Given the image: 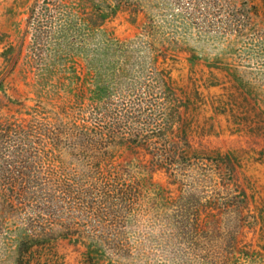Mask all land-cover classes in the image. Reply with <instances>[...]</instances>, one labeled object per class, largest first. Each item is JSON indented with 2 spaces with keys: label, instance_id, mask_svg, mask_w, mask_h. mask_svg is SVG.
Here are the masks:
<instances>
[{
  "label": "rangeland",
  "instance_id": "rangeland-1",
  "mask_svg": "<svg viewBox=\"0 0 264 264\" xmlns=\"http://www.w3.org/2000/svg\"><path fill=\"white\" fill-rule=\"evenodd\" d=\"M106 65L99 126L158 143L111 145L98 166L68 127L89 120L88 72L104 79ZM159 74L176 108L157 140ZM132 103L147 116L134 126L121 114ZM172 138L187 158L148 154ZM37 227L54 238L45 264H183L231 249L263 264L264 0H0V264H16Z\"/></svg>",
  "mask_w": 264,
  "mask_h": 264
},
{
  "label": "trees",
  "instance_id": "trees-1",
  "mask_svg": "<svg viewBox=\"0 0 264 264\" xmlns=\"http://www.w3.org/2000/svg\"><path fill=\"white\" fill-rule=\"evenodd\" d=\"M111 41L112 47H119V49L122 48L119 43ZM114 67H110L109 65H106L105 67V75L106 78H102L101 80H97L95 82V73L97 71H89L88 74L90 77L91 82H93V88L88 89L89 95L88 100L89 102L82 106V108L85 110V116L87 115L89 120L85 123H76L72 122L69 125V136L72 139V142H70V145L72 147H77L79 151H84L89 153L90 150L95 149V151L98 153V156H90L89 158H86V161L89 160L93 164L96 162L97 159V165L101 166H107L110 165V161H112L113 157V150L111 149V145H115L117 147L119 146H125V144L131 145V147H134L135 145H142V144H150L149 142H153L151 144L156 145L158 141H153L152 138H150L148 134H139L135 132L131 133H118L114 131H104L98 124V117H97V109H98V99H99V93L100 91L105 95V97L110 96V82H113V77L115 72H113ZM158 77V74H156ZM166 79V80H165ZM163 84V94L165 95V99L167 103L164 106H156V107H150L149 114L152 116V114L157 115L158 119L162 120V123L156 122L158 119L154 120V117H151V121H153L155 126V131L151 133V137L156 138L157 140L162 139L161 137H167L168 135H164L161 132L157 133L160 129H162V126H165L168 128L171 125L170 118L172 119L173 112L175 110V102H176V92L175 88L173 87L172 83L170 82V78L166 75H160L158 79ZM162 107V108H157ZM124 112L122 114V117L125 118L126 122L131 121V125L134 126L135 124L139 123V119H142L143 116L146 118V113L144 107H140V105H136L135 103H132V105L128 109H123ZM148 115V114H147ZM115 128V127H114ZM132 127H130L131 129ZM74 130L76 134L74 135ZM120 134V135H118ZM160 137V138H159ZM174 138V137H173ZM172 138V139H173ZM175 139V138H174ZM167 141L164 140L162 143H167V146L172 147V149H169L168 151H156L152 153H148L151 155V157H162L163 153L166 154L165 159L170 160H176V158H187L188 152L187 151H181L178 152V149H176L177 142L175 140ZM128 142V143H124ZM129 147V148H131ZM127 148V147H125ZM160 166V165H158ZM125 189V188H123ZM119 190L117 193H120V195L126 194L127 189L125 190ZM111 192V191H110ZM117 193L115 195L117 196ZM52 233L47 232V230L42 229L41 227H37L33 231H28L25 234L21 235V237L18 240L17 244V256H16V264H45V256L42 254H39V252L42 249H45L50 245V243L53 241ZM232 250V249H231ZM230 250V251H231ZM227 251L226 254L223 256V258L218 259L217 257L212 258L208 255H199L198 253L195 254H185L182 256V259H186L183 264H250L248 261H253V254L257 253H248L244 250L239 251H233L230 252ZM187 256V257H186ZM248 262V263H247ZM264 264V263H263Z\"/></svg>",
  "mask_w": 264,
  "mask_h": 264
}]
</instances>
